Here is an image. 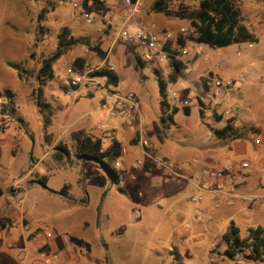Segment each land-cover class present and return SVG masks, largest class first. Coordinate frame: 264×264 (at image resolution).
<instances>
[{
  "label": "rangeland",
  "instance_id": "rangeland-1",
  "mask_svg": "<svg viewBox=\"0 0 264 264\" xmlns=\"http://www.w3.org/2000/svg\"><path fill=\"white\" fill-rule=\"evenodd\" d=\"M154 1L142 0L140 8L144 4L143 9L148 13ZM75 2L78 3L76 6ZM181 6L196 9L198 0L168 3V8L174 11L180 10ZM43 7L48 9L38 22L37 16ZM238 7L243 23L254 32L257 42L210 47L195 41L196 31L189 20L162 13L170 22L168 29L173 32L180 27L186 29L182 38L184 44L180 47H185L189 54L194 52L191 60L184 57L189 60L190 71L197 70L199 63L211 68L200 75L189 90L186 85L181 92V97H187L191 103L190 108L203 110L202 119L199 115L203 124L198 132L184 140L177 137L175 128L165 129L160 125L161 95L156 76L161 74L154 68L158 65L145 62L142 72L146 78L140 79L134 56L140 55L142 48L112 41L113 32L122 25L112 14L105 17V10L102 12L101 8L94 13V20L88 22L81 0H57L52 9L44 0H0V90L15 92L16 104V112L6 114L1 109L0 99V126L4 128V132H0V179L1 172L4 174L0 200L4 205L24 210L19 216L24 224L30 223L31 228H35V233L48 227L52 232L51 242L60 249H67V256L55 248L42 259L35 251L28 263L36 258L41 264H264V253L255 258L251 250L245 248L231 259L223 255L226 244L219 236L205 234L199 239L186 229L195 220L187 212L201 214V207L208 203L205 194L184 187V200L179 202L172 192V181L164 180L157 173L144 175L145 170L138 166L139 153L135 158L124 154L119 159L123 164H134L136 169L135 174L115 182L96 162L77 159L73 154L67 158L56 150L60 144L71 145V133L78 129L99 137L103 146H107L114 136L127 139L131 134V111L135 107L132 104L130 109L125 106L124 112L116 107L111 113L106 109L110 106L111 94L103 89L132 93L133 104L139 106L144 133L157 139L160 152L183 149L185 153L180 158L190 157L201 151L202 145H209L215 139L212 135L208 143L206 135L210 131L206 124L220 127L227 118H234L239 126H246L247 133H251L255 122L264 123V0H239ZM40 24L44 27L42 31ZM126 27L133 29L134 26ZM62 28H67L74 36L87 37L89 43L74 46L68 52L70 55L67 52L62 55L53 65L54 77L39 82L34 72L41 66L42 59L54 51L57 34ZM93 46H98L105 55L115 53V57L123 51L119 59L122 67L112 69L120 77L119 85L106 83V88L100 84L90 89L89 81H83L67 86L64 83L67 76L82 74L87 68L95 70L93 75H101L97 71L105 65L99 63L105 55L93 50ZM128 53H131L130 66L127 65ZM17 67L27 73L23 72L20 77ZM181 75L184 77L180 81L184 82L187 75ZM205 77L208 86L209 82L219 78L231 79L237 84L236 89L225 90L223 94L221 101L232 108V112L228 116L221 115L220 121L214 118L215 107L202 99ZM242 78L245 81H240ZM97 79L103 82V79ZM37 86L42 87L44 100L49 104L47 109L51 110L47 125L37 113L33 94ZM104 98L106 104L102 107ZM174 104L184 108L178 101ZM19 118H24V122ZM10 134L18 140L15 147ZM221 163L225 165L226 160ZM261 175L264 177V171ZM42 177L47 179V188L56 192L67 185L66 195L43 187L38 181ZM158 178H162L160 183L156 182ZM199 193L204 195L203 199L193 201ZM181 212L183 219L180 221L178 215Z\"/></svg>",
  "mask_w": 264,
  "mask_h": 264
},
{
  "label": "crops",
  "instance_id": "crops-1",
  "mask_svg": "<svg viewBox=\"0 0 264 264\" xmlns=\"http://www.w3.org/2000/svg\"><path fill=\"white\" fill-rule=\"evenodd\" d=\"M100 1L103 3L102 12L105 10V13L103 15L109 16V14H112L116 18V22H121L122 25H131L134 27L136 25H141L149 30L157 32L167 28V25H169L170 23L162 13H155L152 11V9L147 13V11L143 9L144 4L137 14L126 20L123 0ZM73 4L78 3L75 2ZM96 12L97 11L93 13ZM71 50L72 49H70L69 51ZM122 53L123 51L121 52V55ZM193 53H191V57H193ZM128 54L130 56V59L127 61V65L130 66L131 53ZM121 55L119 57H115V53L110 55V53L108 52L103 58L100 59L99 63L101 65L105 64L104 66L107 67L108 65H110L109 68L116 70L118 67H122L119 62ZM110 57L112 58L111 61ZM154 68L157 69V67ZM209 69L211 68L208 67V65L199 63V67L197 70H191L190 73L187 74L186 79H184V83L185 85H187L188 90L190 85H192L200 75L204 74ZM116 75L117 77H119L118 74ZM139 77L140 79L146 78V75L142 72V70L139 71ZM156 77H158V75ZM182 77L184 76L181 75L180 78ZM119 83L120 77L118 78L117 85H112L116 87L119 85ZM176 85L177 87H181L180 83ZM90 87V89H92L93 85ZM92 91L94 90H91V92ZM102 91L108 93L104 89ZM190 91L192 90L190 89ZM91 96H93V94ZM109 97L111 103L110 106L106 108L108 110H110L112 104V96L109 95ZM104 104H106L105 98L102 100V107H104ZM133 105L135 107V109L131 111L133 123L129 125L131 134L127 137V139L118 138L115 136L112 138H116L122 143L121 157L124 154H128L129 156H133L135 158V156L139 153L138 139L140 136H142L150 142L151 150L155 154L173 160L177 163H181L184 166L183 176L171 179L167 177L166 171L161 167L148 164V166L150 167L146 168L138 164L141 170H145V176H149L151 174L155 175V173H157L158 175H161L164 180L169 182L172 181L174 184L172 185V192L175 194L177 200L181 203L184 200L182 192V189H184V187H187L189 189L191 187L192 189H196L198 192H203L205 194V196L202 195V199L204 196L208 203L206 204V206L201 207V214H199L198 212H194V214L187 212V215L190 217L194 216L195 220L187 225L186 229H189L190 232L195 233L197 235L196 237L199 239L203 235L209 234L211 236H219L220 241H222V236L226 232L228 225L231 222H233L239 228L241 234H243L248 228L256 227L258 225L264 226V177H262L261 175V172L264 171L263 122H255V127L251 131V133H246L242 138L230 141L217 139L209 129L210 124L204 123L210 131V134L206 135V138H208V143L210 142V137L212 138V135L215 137V139L209 145H202V147L204 146L203 149L199 152L192 153L190 157L180 158L185 153L183 149H173L165 153L160 152V145L157 142V139L153 137L149 138L144 133L143 124L139 120L140 111L138 104L134 103ZM170 105L171 107L175 106L178 108V111L174 114V123H162L159 115V122L161 127L165 129H169L170 127L175 128L177 130L175 131L177 137L184 140L196 135V132H198L199 126L202 123L199 117V108L191 107L189 108V114H184L183 110L180 109L176 104L171 102ZM219 109L221 110L222 107L220 106ZM37 113L39 112L37 111ZM23 119H21V122H24ZM2 131L4 132V130ZM10 135H12L9 137L13 139L15 147L18 140L13 134ZM98 135L101 136V133H98ZM256 139H259L260 143H255ZM174 151H177L176 155L174 154ZM11 152L13 154V150H11ZM172 158L176 159L174 160ZM119 159L116 167L119 170H122L120 168H123L122 171L124 172V176L121 180H124L125 177L130 174H135L136 168L134 164H123L122 162H119ZM225 160L248 163L247 169H240L236 172V178L238 179L239 184L236 186L233 196L228 193L229 189L226 182L222 183L212 177H205L201 174V170L203 169V167L220 166L222 164L221 162ZM30 172L31 170L27 172L26 175ZM1 175L4 177V174H2V172ZM2 176L0 179V184L2 183ZM106 176L108 177V175ZM162 178H158L156 182L160 183ZM196 178L198 180L204 181V189L200 187V181H198ZM186 181L188 182V185ZM213 189L217 190L214 196H212L210 193ZM24 190L26 191L27 188H25ZM11 196L13 197V195ZM23 211L24 210L21 209H15L13 205H4V203L0 200V217L7 216L11 220L10 225L0 229V264H41L36 258L31 259L29 263L28 260L30 259L32 254L35 253V251L42 259L46 257V255H48L51 251H54L55 248L61 250L64 253V256H67L66 248H58L55 243L51 242L50 238L37 237L36 233L34 232L35 228H31L30 223L24 224L22 216H19ZM178 217L180 221L183 219L182 212L178 215ZM32 227H34V224H32ZM30 242H32V245L29 244Z\"/></svg>",
  "mask_w": 264,
  "mask_h": 264
},
{
  "label": "trees",
  "instance_id": "trees-1",
  "mask_svg": "<svg viewBox=\"0 0 264 264\" xmlns=\"http://www.w3.org/2000/svg\"><path fill=\"white\" fill-rule=\"evenodd\" d=\"M49 8L55 7L57 0H44ZM172 0H155L151 9L155 13H164L169 16L180 17L181 19H187L190 22V26L195 29V41L214 48H224L232 44H252L257 42V37L244 23L239 11V0H198V6L196 9L188 10L181 6L180 10H170L168 3ZM81 6L86 11H96L103 7V3L100 0H81ZM48 7H43L38 14V22L43 19V12L47 11ZM39 29L42 31L44 27L39 25ZM185 35H179L176 39L175 46L170 43L165 46L166 50L171 51L172 54H176L177 46L184 44L182 38ZM89 40L84 36H74L67 28L57 34V44L52 53L42 59L41 66L34 72L35 79L39 82H46L54 77L53 65L54 63L66 52H68L74 46L79 44H88ZM93 50L105 55L100 51L98 46H93ZM172 58V59H171ZM135 68L141 71L144 68V63L147 62L141 58L140 55L134 56ZM170 64L173 66L169 76L170 81H176L180 78L182 70L185 65L180 60H174L173 56H170ZM18 75L23 77V72L26 70H20L17 67ZM159 73V70L156 69ZM99 74L106 75V83L117 85L118 77L107 66H102ZM158 84L160 90V120L165 124L174 123V114L178 111V108L170 105L166 98V81L158 74ZM207 78H203L205 89H208ZM35 104L37 110L42 117V122L47 125L50 121L51 110H48L49 104L44 100L43 90L41 86H37L33 92ZM0 99L2 100V111L6 114L13 115L16 112L15 104V92L10 89L0 90ZM199 104L202 106L203 102L198 97ZM189 106H184L183 113L189 114ZM203 110L199 109V115L203 118ZM214 118L217 121L222 119L221 114L213 111ZM21 120V118H19ZM3 126H0V132L3 130ZM212 134L219 140L230 141L234 139L242 138L248 130L246 126H242L236 123L234 118H227L220 127L209 126ZM251 131V130H250ZM72 144H60L56 147L67 158L73 154L80 160H92L101 167L107 173L111 181L118 182L123 176L124 172L117 169L116 164L121 157L122 143L112 138L107 146H103L102 140L99 137H93L86 133L83 129L75 130L71 133ZM146 168L150 166L146 165ZM46 177L40 178L38 181L43 187L51 192H56L46 186ZM67 185H64L58 194L66 195ZM11 220L7 216L0 217V229L10 225ZM241 235L239 228L231 222L228 225L226 232L223 234L222 239L226 244L223 250V255L228 258H235L237 254L243 251L245 248L251 250L255 258H260L264 253V226H256L246 229Z\"/></svg>",
  "mask_w": 264,
  "mask_h": 264
},
{
  "label": "built area",
  "instance_id": "built-area-1",
  "mask_svg": "<svg viewBox=\"0 0 264 264\" xmlns=\"http://www.w3.org/2000/svg\"><path fill=\"white\" fill-rule=\"evenodd\" d=\"M142 0H123V5L125 7V16L126 20L130 19L133 15L137 14L140 11V6ZM77 4H74L76 6ZM84 17L88 22L94 20V13L92 11H84ZM107 17V16H105ZM186 29L180 27L177 32H173L170 29H164L161 31H152L141 25H136L133 29H129L125 24L116 28L112 34V41H122L125 43L136 44L142 48L141 58L147 62H153L158 65V70L161 76L166 81V98L169 102L175 103L176 101L180 102L182 106H189L191 103L187 97H181V92L185 90L186 85L183 81H180V78L176 81H170L169 76L172 71L173 66L170 64V56H173L174 60H180L184 63L185 68L182 70V73L187 75L190 73L189 60L192 59L189 54V51L185 47L177 46V53L172 54L171 51L166 50L165 46L172 43L174 46L176 44V39L179 35H185ZM184 57H187L189 60L186 61ZM172 59V58H171ZM95 70L87 68L82 74H71L67 76L64 83L67 86H72L79 84L80 82L89 81L90 85L97 86L102 84L106 88V75H93L92 73ZM97 78L103 79V82H100ZM241 79V78H240ZM245 81V78L240 81ZM180 83L181 87H177L176 84ZM235 82L231 79H214L209 82L208 89L203 90L202 99L209 104H212L215 107V110L218 114L228 116L232 112V108L223 105L221 99L223 94L226 91H231L236 89ZM112 96V104L110 107L111 113H113L116 107L120 108L121 112L125 111V106L130 109V104L133 105V94L132 93H120L115 90L107 91ZM85 93V91H84ZM134 106V105H133ZM222 107L220 110L219 107ZM255 143H260L259 139L255 140ZM138 152H139V165H153L163 168L166 171L167 177L171 179L179 178L183 176L184 166L181 163H177L168 158L162 157L155 154L151 150L150 142L145 138L140 136L138 139ZM247 162H235L228 160L225 165L215 166V167H203L201 174L205 177H212L215 180L220 182H226L228 185V193L234 195L236 186L239 184L238 179L236 178V172L240 169H247ZM197 179V178H196ZM198 180V179H197ZM200 181V187L204 189V181ZM217 190H211V195L214 196ZM202 199V194H198L193 197V201H200ZM37 237H52V232L46 226L42 230L36 232Z\"/></svg>",
  "mask_w": 264,
  "mask_h": 264
}]
</instances>
